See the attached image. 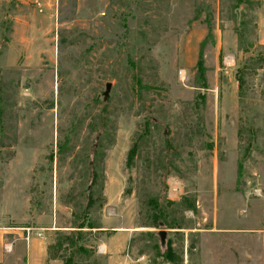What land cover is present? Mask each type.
Instances as JSON below:
<instances>
[{"label": "rangeland", "instance_id": "rangeland-1", "mask_svg": "<svg viewBox=\"0 0 264 264\" xmlns=\"http://www.w3.org/2000/svg\"><path fill=\"white\" fill-rule=\"evenodd\" d=\"M80 223L69 264L101 226L139 264H264V0H0V228Z\"/></svg>", "mask_w": 264, "mask_h": 264}, {"label": "crops", "instance_id": "crops-1", "mask_svg": "<svg viewBox=\"0 0 264 264\" xmlns=\"http://www.w3.org/2000/svg\"><path fill=\"white\" fill-rule=\"evenodd\" d=\"M233 181H236L235 173ZM94 230L99 232L95 254L103 258L104 264L140 263L129 252V243L135 233L132 228L101 226ZM47 245V238L39 231L0 228V264H53L55 261L47 258Z\"/></svg>", "mask_w": 264, "mask_h": 264}, {"label": "trees", "instance_id": "trees-1", "mask_svg": "<svg viewBox=\"0 0 264 264\" xmlns=\"http://www.w3.org/2000/svg\"><path fill=\"white\" fill-rule=\"evenodd\" d=\"M94 183H95V174L93 173L92 180L90 182V187H92ZM90 187H88V189ZM91 203H92V198L89 192V194L86 196L85 205L81 210L82 214L86 215L88 209L91 206ZM153 207L156 208L157 206L153 205ZM165 210L166 209L159 207V211H158L159 220H156L154 222L153 227L160 228L162 226L163 228H167V229H181L180 223L182 222V220L180 219L179 224H176L175 221L173 222L172 219L170 221L167 220L169 215ZM71 228L72 229L68 231V233L59 234L55 240V244L47 245L46 252H47V258L49 260H60L62 264H69L71 263L74 255L78 260H80L81 258L80 256L86 257V255H88L86 249L78 245L79 242L83 241V238L81 236V232H82L81 229L84 228V224L80 223L78 224L77 227H71ZM86 229H90V227H87ZM65 251H68V256H65L64 254L57 255V252H65ZM158 257L168 259L169 254L168 252H166Z\"/></svg>", "mask_w": 264, "mask_h": 264}, {"label": "water", "instance_id": "water-1", "mask_svg": "<svg viewBox=\"0 0 264 264\" xmlns=\"http://www.w3.org/2000/svg\"><path fill=\"white\" fill-rule=\"evenodd\" d=\"M109 89H110V84H105V88H104V92L102 94V98L105 100L108 96V92H109ZM157 237H158V240H159V244L160 245H163L164 244V240H165V232L164 231H158L157 232Z\"/></svg>", "mask_w": 264, "mask_h": 264}, {"label": "built area", "instance_id": "built-area-1", "mask_svg": "<svg viewBox=\"0 0 264 264\" xmlns=\"http://www.w3.org/2000/svg\"><path fill=\"white\" fill-rule=\"evenodd\" d=\"M139 260H141V259H139Z\"/></svg>", "mask_w": 264, "mask_h": 264}]
</instances>
